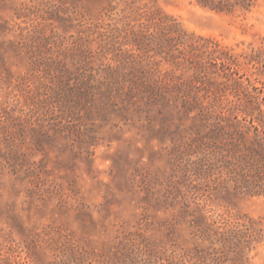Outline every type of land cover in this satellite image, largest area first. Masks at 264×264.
<instances>
[{"label":"rangeland","instance_id":"rangeland-1","mask_svg":"<svg viewBox=\"0 0 264 264\" xmlns=\"http://www.w3.org/2000/svg\"><path fill=\"white\" fill-rule=\"evenodd\" d=\"M0 264H264V0H0Z\"/></svg>","mask_w":264,"mask_h":264}]
</instances>
